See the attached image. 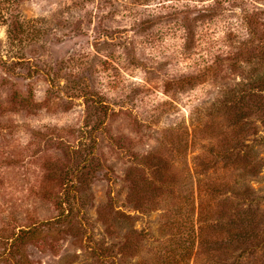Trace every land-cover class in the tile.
<instances>
[{
	"label": "rangeland",
	"instance_id": "obj_1",
	"mask_svg": "<svg viewBox=\"0 0 264 264\" xmlns=\"http://www.w3.org/2000/svg\"><path fill=\"white\" fill-rule=\"evenodd\" d=\"M0 264H264V0H0Z\"/></svg>",
	"mask_w": 264,
	"mask_h": 264
},
{
	"label": "trees",
	"instance_id": "obj_2",
	"mask_svg": "<svg viewBox=\"0 0 264 264\" xmlns=\"http://www.w3.org/2000/svg\"><path fill=\"white\" fill-rule=\"evenodd\" d=\"M204 232V227L203 226H201L200 227V230H199V237H198V239H199V244H201V245H204V244H206V241L202 238V233ZM195 244V243H194ZM203 247H205V246H198V248H197V251L198 252H200V249H202ZM196 255H198V253L196 254Z\"/></svg>",
	"mask_w": 264,
	"mask_h": 264
}]
</instances>
